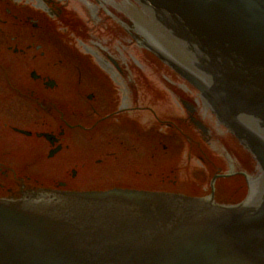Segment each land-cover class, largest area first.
Wrapping results in <instances>:
<instances>
[{"label":"water","instance_id":"1","mask_svg":"<svg viewBox=\"0 0 264 264\" xmlns=\"http://www.w3.org/2000/svg\"><path fill=\"white\" fill-rule=\"evenodd\" d=\"M138 1L175 37L146 9L124 1L139 34L137 45L125 43V67L138 71L117 83L121 99L128 97L124 107L139 106V122L150 119V130L180 131L186 137L188 155L178 173L183 182H193L192 173L209 171L213 179L228 172L232 156L236 171L247 173L252 164L251 181L240 174L217 179L214 192L224 204L214 193L123 187L40 188L21 198L0 197V264H264V178L255 159H244L230 130L224 134L225 124L210 105L264 171V0ZM66 7L81 17L80 28L91 25L93 4L68 0ZM178 70L211 101L203 99L204 104ZM183 100L195 105L199 116L208 113L205 122L217 135L216 143L206 140L211 132L203 135L192 124ZM158 114L177 126L161 123ZM136 115L126 109L118 122L136 121ZM235 115L260 134L243 127ZM242 179L240 189L231 192V182Z\"/></svg>","mask_w":264,"mask_h":264},{"label":"flooded vegetation","instance_id":"2","mask_svg":"<svg viewBox=\"0 0 264 264\" xmlns=\"http://www.w3.org/2000/svg\"><path fill=\"white\" fill-rule=\"evenodd\" d=\"M81 1L87 2L89 7L93 4L95 9L90 12L91 18L88 17V20L91 25L87 28L79 27L81 17L74 16L73 10L67 9L68 0H0V197L21 198L30 190L41 187L81 189L86 182L78 178L79 173H89L93 168L109 170L113 166V159L118 158L120 148L117 139L106 132L109 143L103 149L105 153L100 154V147L99 154L89 155L96 142H92L87 132L100 124L115 125L126 109L136 111L135 120L140 121V107H124L128 97L119 98L115 90L119 79L138 71L132 66L126 68L123 58L126 57L125 43L127 46L138 44L133 18L124 9L123 0H115V3L110 0ZM126 6L131 7V4ZM59 23L63 26L56 28L58 32L61 29L85 34L84 39L79 36L65 37L61 42L62 46L70 49L73 60L79 59L88 66L78 72L89 79L85 81L87 85L81 86L83 93L73 95L74 104L68 101L66 95L70 91L77 92L70 76L71 70L60 68V63L64 64L65 59H53L42 42L45 33H50L48 27L54 30ZM100 27L103 28L102 32L99 31ZM33 49L36 52H32ZM4 50H8L7 53ZM90 85L91 90L87 91ZM100 88L103 96L100 95ZM108 91L110 94L107 97L105 93ZM84 99L90 104L88 107L85 105L88 110L90 107L87 112L79 108L84 106ZM107 99L112 103L108 109H102L101 103ZM183 103L192 124L199 129L201 118L197 114L198 109L187 100H183ZM142 119L150 132V119ZM159 120L169 126H177L176 123L166 122L160 115ZM75 129L84 130L83 134L89 135L92 143L85 144L89 152L75 151L78 147H75ZM201 130L203 135L206 134L205 130ZM210 132L212 136L206 140L217 141V135L212 130ZM243 157L246 159L247 155ZM230 159L229 171L247 180L251 164L247 165V173L236 171V159L233 156ZM245 161L244 165L247 164ZM60 171L64 176L33 175L35 172L48 174Z\"/></svg>","mask_w":264,"mask_h":264},{"label":"rangeland","instance_id":"3","mask_svg":"<svg viewBox=\"0 0 264 264\" xmlns=\"http://www.w3.org/2000/svg\"><path fill=\"white\" fill-rule=\"evenodd\" d=\"M58 26L61 27V25H57L54 30L49 26V32L51 33L53 30L52 35L45 33L42 42L53 59H65L64 64L60 63L61 65L57 66L71 70L70 73L72 75L70 76L73 79L74 89L77 92L70 91L66 95H68V101L73 103V95L78 94V92L81 93L83 90L81 86L87 85L88 82L85 81L89 79L85 74L81 76L78 72L80 69H85L88 66L85 62L78 61L79 59L73 60L74 58L73 55L71 56L70 49L65 48L67 46H62L61 42L63 38L65 39L66 34L56 32ZM7 51L5 52L7 53ZM32 52H36V50L33 49ZM96 84L100 86L99 83ZM91 85L87 91L91 90ZM115 90L118 92V89ZM105 94L108 97L110 93L108 91ZM100 95L103 96L101 88ZM118 95L121 98L119 92ZM83 101L84 106L79 108L87 112L90 110V107L88 110L85 105L88 107L90 104L86 102V99ZM97 102L100 103V99ZM111 103V100L107 99L101 103V108L108 109ZM73 106L71 108H75ZM76 109L78 108L76 107ZM74 132H76L74 140L76 142L75 147L78 146L75 150L77 153L80 151L83 153L89 152L86 151L89 147H86L85 144L87 145L94 141L96 145L92 147V151L88 154L92 156L99 154L98 150L100 147V154L105 153L103 149L109 143L108 135H105L106 132L113 135L117 139V142L120 143V148L117 152L118 158L115 157L113 159V166L109 170L102 171V169L93 168L89 173H79L78 178L86 182L81 189H108L114 186H128L134 188L164 189L199 196L208 195L212 191L211 184L213 179H209V171L192 173L193 182H183V174H178L188 155L186 137H180V131L150 130V132L146 133V124H143V122L122 120V124L118 121L115 125L100 124L87 132L91 135L92 142L89 140V135L83 134L84 130L75 129ZM98 139L100 140L98 141ZM121 142H123V145ZM33 175L35 177L52 176L56 178L64 176V173L62 171L48 174L35 172ZM240 183H243V179L231 182V192L239 190Z\"/></svg>","mask_w":264,"mask_h":264},{"label":"bare ground","instance_id":"4","mask_svg":"<svg viewBox=\"0 0 264 264\" xmlns=\"http://www.w3.org/2000/svg\"><path fill=\"white\" fill-rule=\"evenodd\" d=\"M128 188H130V187H128Z\"/></svg>","mask_w":264,"mask_h":264}]
</instances>
